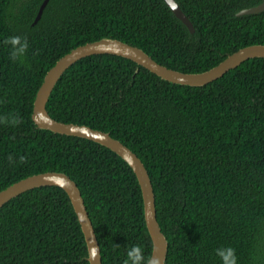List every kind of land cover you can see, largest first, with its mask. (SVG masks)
<instances>
[{
    "label": "trees",
    "instance_id": "trees-1",
    "mask_svg": "<svg viewBox=\"0 0 264 264\" xmlns=\"http://www.w3.org/2000/svg\"><path fill=\"white\" fill-rule=\"evenodd\" d=\"M0 0V192L58 172L78 187L102 264H129L152 242L131 168L91 141L40 130L33 102L47 72L77 47L114 39L181 73L210 70L264 45V0H174L190 34L163 0ZM27 41L22 59L11 45ZM58 122L108 133L148 172L164 264H264V59H251L202 87L168 83L134 62L95 55L61 76L46 104ZM77 216L58 187L27 191L0 208V264H89Z\"/></svg>",
    "mask_w": 264,
    "mask_h": 264
},
{
    "label": "water",
    "instance_id": "water-1",
    "mask_svg": "<svg viewBox=\"0 0 264 264\" xmlns=\"http://www.w3.org/2000/svg\"><path fill=\"white\" fill-rule=\"evenodd\" d=\"M163 1L174 17L186 27L190 34H193L194 28L188 18L180 10L178 4L174 0ZM48 2L49 0L43 1L33 24L38 22L41 18L42 12ZM263 12L264 1L257 6L241 10L236 14V17L258 15ZM95 55H114L130 60L138 66L148 70L161 80L171 84L202 87L220 79L226 73L236 69L245 61L260 58L264 59V45H252L242 48L228 55L217 66L206 72L185 74L168 69L156 63L145 52L136 47L118 40L104 38L77 47L59 59L47 72L36 93L31 118L38 129L49 131L54 134L77 137L96 143L116 154L131 168L140 187L144 221L152 242V252L147 264H164L168 242L162 234L156 219L155 198L148 172L139 158L122 143L113 139L108 133L94 130L87 126L58 122L53 120L46 111V104L49 96L64 72L81 59ZM40 187H58L67 194L84 236L88 253L87 261L89 264H102L100 248L84 201L77 185L67 175L58 172H48L20 180L0 192V208L15 197Z\"/></svg>",
    "mask_w": 264,
    "mask_h": 264
},
{
    "label": "clouds",
    "instance_id": "clouds-1",
    "mask_svg": "<svg viewBox=\"0 0 264 264\" xmlns=\"http://www.w3.org/2000/svg\"><path fill=\"white\" fill-rule=\"evenodd\" d=\"M4 43L11 45V59L13 60L22 59L28 48L27 41L24 40L22 42L19 36L9 37ZM217 254L224 259L225 264H236V258L232 249H227L226 252L218 250ZM142 259V252L139 247H133L129 250V264H142Z\"/></svg>",
    "mask_w": 264,
    "mask_h": 264
}]
</instances>
